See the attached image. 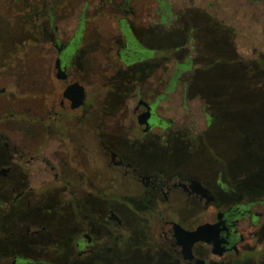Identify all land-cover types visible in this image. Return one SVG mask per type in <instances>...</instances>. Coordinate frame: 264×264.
Listing matches in <instances>:
<instances>
[{"label": "flooded vegetation", "instance_id": "1", "mask_svg": "<svg viewBox=\"0 0 264 264\" xmlns=\"http://www.w3.org/2000/svg\"><path fill=\"white\" fill-rule=\"evenodd\" d=\"M247 1L0 0V264H264L256 129L236 143L217 103L198 132L187 71L165 78L172 51L193 66L192 27L233 53L230 14ZM209 138L227 162L195 157Z\"/></svg>", "mask_w": 264, "mask_h": 264}, {"label": "rangeland", "instance_id": "2", "mask_svg": "<svg viewBox=\"0 0 264 264\" xmlns=\"http://www.w3.org/2000/svg\"><path fill=\"white\" fill-rule=\"evenodd\" d=\"M240 7L234 8V15L230 14L232 18H234V25H235V37L233 46L236 50L237 61L241 67H247V70L250 68H260L264 66V0H260L259 3H251L249 0L245 5ZM155 18L157 20L158 13L160 12L161 15L164 14L167 9L157 8L155 7ZM172 11V13L170 12ZM181 7H173L169 10L168 15L170 18L172 15L176 16L181 13ZM184 17L183 21L192 20L194 21L192 25H195V14L192 12H185L182 16ZM173 18V17H172ZM204 28V26H203ZM203 28L201 29H191V34L196 33L195 41L198 47V55L193 54L192 58L194 59L193 66L190 65L189 61L186 62L185 65H181L185 59L179 58L173 51L171 52V60L167 62V76L170 79L174 78V74L180 69V71L186 70L185 74H183L180 78L182 80L190 79L192 81L191 91L196 93V89L194 87H202V94L207 95L210 100L212 101V108L213 105H219L220 109H217V112L221 113V117L227 127H229L228 122L230 121L227 119L228 113H235L234 116V124H235V141L239 144V141L244 139L243 134V127L246 126L250 129L255 128L256 130H250L251 138L253 142L258 144L260 147L264 148V124L260 123L264 117V107L261 104L259 106H253L252 104V95H244L242 81H239L235 74L232 72V68H235L234 62L230 54L226 51V44L222 42L221 39L217 38L216 36H211L210 33H206L207 31ZM168 29V26L166 28ZM164 29L158 28L155 29V32L161 36L164 35ZM193 29V30H192ZM202 30V31H201ZM201 31V33H200ZM206 33V34H205ZM197 38V40H196ZM217 41L219 43H217ZM163 43V41H162ZM193 46V42L190 43ZM190 45V46H191ZM193 49H191V52ZM138 53L142 54H149V56H153L154 52H150L144 50L139 47ZM244 62V65L242 64ZM189 63V64H188ZM202 63V64H201ZM202 65V66H201ZM202 67V68H201ZM193 69V70H191ZM198 69V72L195 73ZM191 70V71H190ZM195 75L192 77V74ZM163 70L157 72L155 79L158 77H163ZM192 77V78H191ZM219 84L217 87V84ZM214 85L216 87H214ZM179 92L173 93L170 96V102L167 103L168 112L166 116L173 120L179 121L178 117L182 116L185 113L183 109V99L181 97V90L182 88L177 89ZM200 96V95H199ZM260 99V96H258ZM261 100V99H260ZM189 114H190V122L193 123V128L196 130L202 131L206 128V103L202 99V97H198L195 101H189ZM234 111V112H232ZM223 114V115H222ZM249 117L251 124L244 125L243 122L245 118ZM255 120V121H254ZM232 121V120H231ZM254 121V122H252ZM223 145L220 142H215L212 138H209L206 142L205 148H203L202 152L198 151L195 157L197 159H201L200 161L203 164L210 162L211 158L222 159L227 162L228 155L226 151L222 150ZM206 150V151H204ZM236 153L242 154L240 148H236ZM194 159V158H193ZM226 163L224 164V166ZM257 170V169H256ZM259 173L252 171L251 176L255 179Z\"/></svg>", "mask_w": 264, "mask_h": 264}, {"label": "trees", "instance_id": "3", "mask_svg": "<svg viewBox=\"0 0 264 264\" xmlns=\"http://www.w3.org/2000/svg\"><path fill=\"white\" fill-rule=\"evenodd\" d=\"M233 49H234L233 53H229V54L232 58V61L235 63L234 64L235 66L234 74L239 81H244V79H248V82H249V88L246 89L248 93L244 95H249V97H251V95L253 96L252 97L253 106H259L261 104V106L263 105L264 107V66H261L260 68H256V69L252 67L251 69L249 68L248 70H247V67H241L236 59L237 54H236L235 47H233ZM197 72H198V69L195 73ZM195 73L192 74V77L195 75ZM200 88L198 86L194 87V89H196V93L200 95L202 99L205 101L207 113H211L212 112V104H211L212 101L207 95L203 96L202 91H201L202 89ZM258 96H260L261 100L258 98ZM262 119H263L262 121H264V117Z\"/></svg>", "mask_w": 264, "mask_h": 264}, {"label": "water", "instance_id": "4", "mask_svg": "<svg viewBox=\"0 0 264 264\" xmlns=\"http://www.w3.org/2000/svg\"><path fill=\"white\" fill-rule=\"evenodd\" d=\"M210 226L209 225H204V226H202V227H200L199 229H198V231L196 232L197 234H196V239H203V240H205V238H202L201 236H202V234L209 228Z\"/></svg>", "mask_w": 264, "mask_h": 264}]
</instances>
